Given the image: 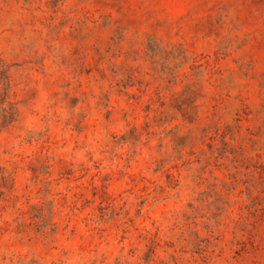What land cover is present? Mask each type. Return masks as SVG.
Listing matches in <instances>:
<instances>
[{
	"label": "rangeland",
	"instance_id": "obj_1",
	"mask_svg": "<svg viewBox=\"0 0 264 264\" xmlns=\"http://www.w3.org/2000/svg\"><path fill=\"white\" fill-rule=\"evenodd\" d=\"M0 264H264V0H0Z\"/></svg>",
	"mask_w": 264,
	"mask_h": 264
}]
</instances>
